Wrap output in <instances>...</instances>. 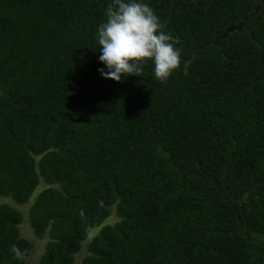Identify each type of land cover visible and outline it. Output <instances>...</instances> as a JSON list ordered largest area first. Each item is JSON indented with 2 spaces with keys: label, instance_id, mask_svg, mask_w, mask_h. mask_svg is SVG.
Here are the masks:
<instances>
[{
  "label": "trees",
  "instance_id": "trees-1",
  "mask_svg": "<svg viewBox=\"0 0 264 264\" xmlns=\"http://www.w3.org/2000/svg\"><path fill=\"white\" fill-rule=\"evenodd\" d=\"M111 2L0 0V197L32 196L36 264L87 238L79 264H264V1L237 28L253 0H141L180 40L166 82L101 76ZM22 220L0 202V264Z\"/></svg>",
  "mask_w": 264,
  "mask_h": 264
},
{
  "label": "clouds",
  "instance_id": "clouds-1",
  "mask_svg": "<svg viewBox=\"0 0 264 264\" xmlns=\"http://www.w3.org/2000/svg\"><path fill=\"white\" fill-rule=\"evenodd\" d=\"M106 21L98 27L101 76L120 82L122 76H141L143 65H154V76L166 82L180 67L182 49L179 37L164 31V24L155 11L141 0H112L105 11ZM15 259L23 260L25 252L13 244Z\"/></svg>",
  "mask_w": 264,
  "mask_h": 264
},
{
  "label": "rangeland",
  "instance_id": "rangeland-1",
  "mask_svg": "<svg viewBox=\"0 0 264 264\" xmlns=\"http://www.w3.org/2000/svg\"><path fill=\"white\" fill-rule=\"evenodd\" d=\"M253 1H254V6H253L252 10L248 13V15L246 17H244L241 20V22L237 25V28L245 25V19L248 16L254 14L257 10H259L261 8L262 2L264 0H253ZM42 186H43V184H42V182H40L37 185V187L35 189V192L38 191L39 189H41ZM31 199H32V196L29 199V201H27L26 203L18 205V204H13V202L7 197L6 198L0 197V202H5V203H8V204L12 205L13 207L17 208L23 215V220L18 225L19 234L21 236L25 237L26 239H28L31 242V245H32V247L30 249V252H29V254L26 257V264H36L39 255L42 253V251L44 249V245H45V242H46V239H47L45 235L42 238H36L33 235L32 231H31V229H30V227L28 225V222L26 220V212H27V208H28V205H29ZM113 220H114V216L111 215L110 217H108L106 219V222H111ZM90 230H91L90 234H94L96 232V228H93V229H90ZM87 241H88V238L85 239L81 243L80 249L78 250L77 253L74 254L73 264H79V261L81 260L83 255L86 253V242Z\"/></svg>",
  "mask_w": 264,
  "mask_h": 264
}]
</instances>
